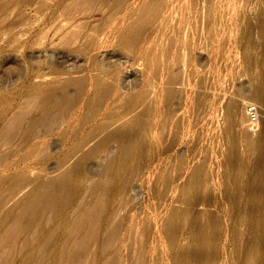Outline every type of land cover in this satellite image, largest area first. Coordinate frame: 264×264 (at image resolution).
Listing matches in <instances>:
<instances>
[{
    "label": "rangeland",
    "instance_id": "1",
    "mask_svg": "<svg viewBox=\"0 0 264 264\" xmlns=\"http://www.w3.org/2000/svg\"><path fill=\"white\" fill-rule=\"evenodd\" d=\"M263 79L264 0H0V262L64 264L67 245L72 264H260L244 134L264 122ZM48 191L56 207L23 225L16 209ZM97 204L104 223L78 246L68 225Z\"/></svg>",
    "mask_w": 264,
    "mask_h": 264
},
{
    "label": "bare ground",
    "instance_id": "2",
    "mask_svg": "<svg viewBox=\"0 0 264 264\" xmlns=\"http://www.w3.org/2000/svg\"><path fill=\"white\" fill-rule=\"evenodd\" d=\"M264 80V79H263ZM263 84H264V82H263ZM263 86V85H262ZM261 88V87H260ZM263 88H264V86H263ZM263 88H261V89H263ZM259 89V88H258ZM260 90V89H259ZM264 90V89H263ZM261 91V90H260ZM263 92V91H262ZM261 92V93H262ZM53 93L54 92H52L51 93V91H49V92H47V93H44L43 95H42V97H41V102L43 103V104H45V105H49L50 106V108L51 109H60L59 107H60V100H57V99H54V96H53ZM260 93V92H259ZM260 93V94H261ZM258 94V93H257ZM260 94H259V96H260ZM263 94H264V92H263ZM261 97V96H260ZM264 98V97H263ZM229 105H231V106H234V105H237V103H236V101H234V100H232L231 102H229ZM236 112H233V111H228V121L229 122H227L228 124H226V125H223L222 126V129L220 128V131L222 132V130H223V127L225 126V131H224V133L226 132V133H229L230 135H231V132L234 130V129H237V127H239V126H236L235 125V128L233 129V126H234V122H235V120H236ZM225 118V117H224ZM237 118H238V116H237ZM221 122V121H220ZM224 124H225V122H224ZM241 127H243V126H241ZM246 127V126H245ZM249 127V128H248ZM240 128V127H239ZM238 128V129H239ZM244 128V127H243ZM242 129V128H241ZM240 130V129H239ZM238 130V131H239ZM243 130V129H242ZM241 130V131H242ZM246 130V133L244 134L245 135V137H244V135H242V134H240L241 136H243L244 137V139L246 138V140H247V145H249V151H251V154H250V152L249 151H247V149H246V151L247 152H249V154L250 155H253L252 153H254V154H256V159H254L255 161H254V163H253V166H252V168H250L251 169V171H252V173H247V175H251V180H247V181H250V186L248 187V188H250V190H248L249 192H248V196L247 197H249L248 199H249V201L251 202L253 199H254V201H252V203L254 202V204H250L249 202V205L247 204V207L244 209V218H245V221H247V222H251L250 224H251V226H252V228L253 229H255V233L257 234H259L258 235V237L260 238H263L264 239V220H261V219H263L262 218V216H261V218L260 217H258V218H260V220H258L257 219V216L260 214V213H263V208H264V122H262V125L260 124V125H255L254 123H250V124H248L247 125V128L245 129ZM245 130H243V131H245ZM217 131V130H216ZM226 133H225V135H226ZM232 133H235V132H232ZM239 133H241L240 131H239ZM238 133V134H239ZM217 134V133H216ZM221 134V133H220ZM223 134V133H222ZM222 134L220 135V137H222L221 139H223V136H222ZM227 135V136H230V135ZM236 134H237V131H236ZM234 135V134H233ZM226 136V137H227ZM238 137H236V135H235V137L238 139H241L240 138V136L239 135H237ZM219 137V138H220ZM232 137V139H233V136H231ZM231 137L229 138V137H227V139L229 140V142H230V140H231ZM235 138V139H236ZM226 139V140H227ZM237 139L235 140V141H237ZM239 139H238V141H239ZM243 139V138H242ZM241 139V140H242ZM224 141H226L225 139H223ZM222 140V141H223ZM211 141V140H210ZM233 141V140H232ZM237 141V142H238ZM220 142V141H219ZM218 142V143H219ZM228 142V141H227ZM227 142H225V144L227 143ZM234 142V141H233ZM243 142V140L241 141V143ZM217 143V144H218ZM240 142H239V144H241ZM129 144V143H128ZM223 144V143H222ZM228 144H230V145H228V147L230 148V146H231V144L232 143H228ZM235 144H236V142H235ZM221 145V144H220ZM216 146V145H215ZM224 146V145H223ZM226 146H227V144H226ZM226 146H225V150H228V148L226 149ZM237 146H239L238 144H237ZM123 146H121L120 148L122 149V155H118L119 157H121V162L122 163H124L125 164V162L127 161V160H129L131 157H132V155L134 154V147H133V145L131 146H126V147H124V148H122ZM213 147V146H212ZM221 147H222V145H221ZM217 148V149H222V148H224V147H222V148ZM234 147H235V145H234ZM237 148V147H236ZM235 148V149H236ZM209 149H210V147H209ZM232 149V148H231ZM230 149V150H231ZM234 149V150H235ZM239 149H240V147H239ZM219 150V153L221 152ZM234 150H233V152H234ZM239 151V150H238ZM237 151V152H238ZM242 151V150H241ZM207 152V151H206ZM213 152H214V149H213ZM223 152H224V155H225V151H224V149H223ZM233 152H232V155H233ZM209 153H211L210 152V150H209ZM218 153V152H217ZM235 153V152H234ZM238 153H240V152H238ZM207 154H208V152H207ZM213 154V153H212ZM237 154V153H236ZM245 154V153H244ZM247 154V153H246ZM249 154H248V156H249ZM216 155H218V154H216ZM215 155V156H216ZM221 155V154H220ZM219 155V156H220ZM229 155V154H228ZM228 155H226L225 157L227 158V160H228V158L230 159L231 157H228ZM117 156V157H118ZM215 156H214V158H215ZM223 156V155H222ZM231 156V155H230ZM240 155H238V159L239 158H241V157H239ZM114 157H115V155H114ZM253 157V156H252ZM113 158V157H112ZM219 158V157H218ZM237 158V157H236ZM242 158H243V156H242ZM241 158V159H242ZM249 158H251V156L249 157ZM254 158H255V156H254ZM118 159V158H117ZM209 159H211V158H209ZM233 159H234V157H233ZM238 159H236V160H238ZM118 160V161H119ZM223 160V159H222ZM251 160V159H250ZM252 160H253V158H252ZM112 161V160H111ZM113 161H114V159H113ZM223 161H225V160H223ZM229 161H231V163H235V159H234V161L233 160H229ZM233 161V162H232ZM239 161H241V163H242V160H239ZM244 161V160H243ZM116 162V161H115ZM215 162V161H214ZM219 162H221V161H219ZM228 162V161H227ZM253 162V161H252ZM112 163V162H111ZM225 163H226V161H225ZM231 163H230V165H231ZM249 163V162H248ZM118 164V163H117ZM119 164H121V163H119ZM203 164V163H202ZM214 164V163H213ZM224 163L222 162V165H223ZM226 164H228V163H226ZM113 165H114V163H113ZM204 165H205V163H204ZM212 165V164H211ZM216 165V164H215ZM214 165V166H215ZM229 165V166H230ZM235 165V164H234ZM234 165H231V166H234ZM241 165V164H240ZM239 165V166H240ZM246 166V163L244 164H242L241 165V167H243V166ZM251 165V164H250ZM219 166H221V165H219ZM230 166V167H231ZM243 167V168H245L246 169V167ZM202 167H203V165H202ZM201 166L195 171L194 170V173H192L191 175H192V180L191 181H188V182H186L185 184L187 185V187H191L192 189H194L195 190V188H197V185H199V183H200V180L197 178V176L201 173V171L200 170H202L203 168H202ZM205 167V166H204ZM207 167V166H206ZM213 167V166H212ZM228 167V166H227ZM238 167V166H237ZM241 167H239L240 169H241ZM248 167V166H247ZM209 168V167H208ZM224 168V167H223ZM222 168V169H223ZM226 168V167H225ZM233 168V167H232ZM239 168H236V169H238V172H239ZM242 168V169H243ZM228 169V168H227ZM227 169H224L225 171L227 170ZM234 169H235V166H234ZM236 169H235V172H234V174L236 173ZM249 169V170H250ZM233 170V169H232ZM249 170H248V172H249ZM214 171V170H213ZM223 171V170H222ZM230 171H231V169H230ZM229 171V172H230ZM242 171V172H241ZM239 173H242L243 174V170H241ZM193 172V171H192ZM219 173V172H218ZM228 172L226 171V173L225 174H227ZM239 173H237V174H239ZM245 173H246V170H245ZM244 173V174H245ZM224 174V175H225ZM233 174V175H234ZM243 174V175H244ZM221 175H223V174H221ZM229 175V174H228ZM240 176H241V174H239ZM207 176V175H206ZM216 176V175H215ZM237 177H238V175H236ZM57 178H58V180L57 181H59V183H60V186L59 187H61L62 186V188H66L68 185H69V183H70V179H69V177H67V176H63V175H60V176H56ZM225 177H226V175H225ZM228 177V176H227ZM237 177H235V178H237ZM242 178L244 177V176H241ZM247 177V176H246ZM250 177V176H249ZM248 177V178H249ZM55 178V177H54ZM215 178V177H214ZM223 178H224V176H223ZM234 178V177H233ZM240 178V177H239ZM239 178H238V180H239ZM51 179V178H50ZM50 179H49V181H50ZM209 179H210V177H209ZM227 179V178H226ZM224 180V182L226 181V184L227 183H229V181L227 182V180ZM230 179V181H231V179H232V175H231V178H228V180ZM243 179H245V178H243ZM242 179V180H243ZM247 179V178H246ZM245 179V180H246ZM199 180V181H198ZM222 180L223 179H221V182L220 183H222ZM233 180V179H232ZM241 180V181H242ZM244 180V181H245ZM53 181V180H52ZM56 181V182H57ZM235 181H237V180H234V182ZM243 181V182H244ZM232 182V181H231ZM231 182H230V184H231ZM234 182H232V183H234ZM240 182V181H239ZM239 182L237 183V182H235V183H237L236 185L238 186H236L237 188H238V190H239ZM59 183H58V185H59ZM245 183V182H244ZM209 184V183H208ZM224 184V186L226 185L225 183H223ZM241 184V183H240ZM246 184V183H245ZM247 184H249V182L247 183ZM247 184H246V186H247ZM222 185V184H221ZM220 185V186H221ZM228 185V184H227ZM242 185V184H241ZM241 185H240V187H241ZM224 186H222L223 187V189L224 188H229L230 189V187H224ZM231 186V185H230ZM234 186V185H233ZM243 186V185H242ZM245 186V185H244ZM243 186V187H244ZM219 187V186H218ZM232 187V186H231ZM235 187V186H234ZM242 187V188H243ZM58 188V187H57ZM222 189V188H221ZM228 189V190H229ZM243 189H246V187L245 188H243ZM230 190H232V188L230 189ZM234 191H235V189H233ZM238 190H237V192H238ZM242 189H240V191H241ZM225 191V190H224ZM221 192V191H220ZM222 193H223V191H222ZM226 193V192H225ZM229 193V192H228ZM230 193H232V192H230ZM238 193H240V192H238ZM227 194V193H226ZM245 193L243 192V195H244ZM231 195V194H230ZM213 196V195H212ZM233 196H236V194H235V192H234V194H233ZM238 196V195H237ZM236 196V197H237ZM246 196V195H245ZM225 197H227V196H225ZM239 197V196H238ZM261 197H263V199L261 198ZM213 198V197H212ZM227 198H232V197H227ZM235 198V197H234ZM214 199V198H213ZM238 199V198H237ZM244 199V198H243ZM231 200V199H230ZM239 200H242L241 199V197L239 198ZM238 200V201H239ZM261 200V201H260ZM212 201V200H211ZM231 201H233V200H231ZM230 201V202H231ZM237 200H235V202H236ZM237 201V202H238ZM244 201H245V199H244ZM55 197H54V192H50V191H48V192H41V193H39L38 195H32V196H29L28 198H27V200L25 201V203L22 205V206H20L18 209H16V215H17V217H18V219H20V221L22 222V224L23 225H31V224H37L38 226H40L41 227V222H42V220L44 219V217H46V215L51 211V210H53L54 209V207H56L55 206ZM245 203H247V202H245ZM11 204H13V202L11 203ZM14 205V204H13ZM251 205V206H250ZM250 206V207H249ZM12 207V206H11ZM14 207V206H13ZM102 205H99V204H97V205H92V206H88L87 208H85L81 213H79L78 215H77V217L75 218V221H74V223L71 225V226H69L68 225V227L70 228V231H71V233H78L79 232V238L77 239V240H75V244L76 245H83V244H85L86 242H88V240L89 239H92V238H94L97 234H98V231H99V229H100V226L101 225H103V223H104V218H103V216H102ZM10 210H12V208L11 209H1V211H2V214H3V216H2V218L5 220L6 218H7V216L9 215V213L11 212ZM249 213V214H248ZM247 214L248 215H250L249 217L250 218H248V216H247ZM242 215H243V213H242ZM242 215L240 214L239 216V221L240 220H243V217H242ZM260 216V215H259ZM255 217H256V219H255ZM264 217V216H263ZM247 218V219H246ZM246 222V223H247ZM80 226H82L83 227V230L81 231H79L78 230V227H80ZM39 227V228H40ZM38 228V229H39ZM37 229V230H38ZM42 229V228H41ZM117 226H115V227H113L112 229H110L111 231H110V236L112 237V236H114L115 235V233H116V231H117ZM40 230V229H39ZM41 231V230H40ZM50 233V232H49ZM238 233V232H237ZM235 234V233H234ZM233 234V235H234ZM255 234V235H256ZM16 235V233H14V232H12V231H10V232H8L7 233V237H14ZM47 236H48V233L46 234ZM45 235V236H46ZM240 237V236H239ZM238 238V237H237ZM239 239V238H238ZM237 240V239H236ZM252 248H254L253 247V245H251L249 248H248V250H247V252H249V253H252V251H253V249ZM246 251V250H245ZM249 253L248 254H246V255H249ZM254 254V253H253ZM62 255H63V257H64V260H65V262H64V264H72V262L74 261V259H75V257H76V251H73V250H71V248L69 247V246H67V245H65L64 246V248H63V250H62ZM246 255H245V257H246ZM243 256H244V254H243ZM250 256V255H249ZM250 257H252V256H250ZM241 259L243 258V257H240ZM244 259V258H243ZM241 261V260H240ZM63 262V261H62ZM246 262V261H245ZM7 262L3 259L1 262H0V264H6ZM241 263H243V262H241ZM63 264V263H62ZM245 264V263H244ZM247 264H253V261L251 260H249L248 262H247ZM260 264H264V257H262V260L260 261Z\"/></svg>",
    "mask_w": 264,
    "mask_h": 264
},
{
    "label": "built area",
    "instance_id": "3",
    "mask_svg": "<svg viewBox=\"0 0 264 264\" xmlns=\"http://www.w3.org/2000/svg\"><path fill=\"white\" fill-rule=\"evenodd\" d=\"M247 112H248L249 116L252 118V120L257 119L258 114H257V110L254 106H248Z\"/></svg>",
    "mask_w": 264,
    "mask_h": 264
}]
</instances>
